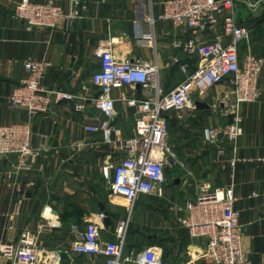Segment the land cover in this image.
Listing matches in <instances>:
<instances>
[{
    "label": "crops",
    "instance_id": "crops-1",
    "mask_svg": "<svg viewBox=\"0 0 264 264\" xmlns=\"http://www.w3.org/2000/svg\"><path fill=\"white\" fill-rule=\"evenodd\" d=\"M20 1L0 0V123L29 124L40 155L28 171L18 166L17 156L0 155V237L17 241L30 232L45 248L67 250L76 242L77 233L85 232L88 222L104 212L110 218L102 230L104 240L115 239L119 227L130 220L126 254L154 247L163 253L165 264H212L203 256L205 240L192 238L174 211L185 199L195 200L200 189L231 187L235 205L242 211L243 250L252 264H264V67L259 77L260 98L239 107L243 117L237 142L239 161L230 164L232 154L226 142L209 144L202 137L205 127L233 123L235 100L223 99V93L230 91L225 81L198 99L207 106L168 112L170 146L185 167H168L162 194L142 196L136 212L134 208L131 213L128 203L112 194L109 182L104 184L105 165L118 162L122 154L105 142L103 134L86 130L105 119L95 106L100 91L92 81L100 68L97 50L111 44L119 60L156 64L162 86L170 91L183 80L184 65L192 73L199 63L176 46L189 30L159 19L163 0H54L66 12L78 8L82 18L57 29H29L14 16ZM235 16L250 30L240 46L241 59L263 56L264 0H236ZM218 36H222L221 28L207 34L206 41ZM30 60L49 63L43 86L74 98L54 102L50 112L34 117L14 106L11 95L26 78L25 64ZM125 96L143 98L141 87L127 85L112 91L117 114L111 122L130 138L135 131V111ZM221 147L227 157L219 153ZM170 169L180 175L173 185L167 180ZM150 197L166 199L170 210L151 212L145 203ZM61 263L106 264L103 258L70 252L63 254Z\"/></svg>",
    "mask_w": 264,
    "mask_h": 264
},
{
    "label": "built area",
    "instance_id": "built-area-1",
    "mask_svg": "<svg viewBox=\"0 0 264 264\" xmlns=\"http://www.w3.org/2000/svg\"><path fill=\"white\" fill-rule=\"evenodd\" d=\"M235 3L236 0H163L164 10L159 19L171 21L177 28H187L189 34L176 46L199 59L192 73L188 71V64L182 67L185 76L173 90L166 91L162 86L156 64L119 60L111 44H104L97 50L100 68L92 75V81L100 91L95 106L105 119L87 126L86 130L91 134H103L105 142L122 154L118 162L105 165L104 172L109 177L112 194L122 197L131 213L142 196L162 194L168 167H185L169 143L168 112L196 109L198 99L225 81L230 91L223 93V99L235 100L233 123L205 127L202 137L209 144L226 142L232 154L227 158L230 164L234 166L239 161L237 142L242 135L243 121L239 107L261 96L259 77L264 55L251 54L241 59L240 46L248 39L250 30L237 20ZM14 16L29 29H57L70 20L82 18L78 8L66 12L54 0H21ZM219 28L222 36L206 41L207 34ZM48 66V62L41 60L26 62L27 76L11 95V103L26 109L32 117L50 112L54 102L74 98L68 92L42 85ZM127 85L140 86L143 93L141 99L123 98L135 111V131L130 138H125L111 122L117 114L112 91ZM32 135L30 125L25 122L0 123V155H15L18 166L30 170L40 155ZM219 153L226 156L227 150L221 147ZM236 201L233 188L217 187L201 189L195 200L185 199L175 207V217L188 234L205 240L203 256L212 264H252L243 250L242 211L236 207ZM106 217L101 212L98 220L88 222L85 232H78L76 242L67 250L45 248L30 232H25L17 241L0 237V264H61L63 254L68 252L100 257L106 264H165L159 248H146L137 254L125 253L130 220L119 227L115 239L104 240L102 230Z\"/></svg>",
    "mask_w": 264,
    "mask_h": 264
},
{
    "label": "rangeland",
    "instance_id": "rangeland-1",
    "mask_svg": "<svg viewBox=\"0 0 264 264\" xmlns=\"http://www.w3.org/2000/svg\"><path fill=\"white\" fill-rule=\"evenodd\" d=\"M169 133H170V129H169ZM170 141H171V139L169 140V143H170ZM181 159L184 160L183 158H181ZM170 170H169V173L167 174V180H168V183L173 185L174 184L173 180L176 178L175 176L179 177L180 175L175 174L174 171H172V169H170ZM181 173L185 175L184 170ZM104 180H105V182H104L105 186L108 185L107 183L109 182V177H107L105 175ZM199 191H201V189ZM142 203H144V202H142ZM145 203H147L146 205H148V207H149L147 209H150L151 212L155 211V209L158 210V208H160V212L163 213V211L170 210V206H171V204L168 201H166V199L158 200V199L153 198V197H150L149 201H148V198H146ZM135 212H136V206H135ZM136 220L138 221V219H136ZM138 229H140V228L138 227ZM134 230H137V225H136V227H134Z\"/></svg>",
    "mask_w": 264,
    "mask_h": 264
},
{
    "label": "water",
    "instance_id": "water-1",
    "mask_svg": "<svg viewBox=\"0 0 264 264\" xmlns=\"http://www.w3.org/2000/svg\"><path fill=\"white\" fill-rule=\"evenodd\" d=\"M196 105L199 106V107H201V106H203V105H204V106H207L206 104L198 103V102L196 103ZM104 223H105V225H109V223H110V218L107 217V218L104 220Z\"/></svg>",
    "mask_w": 264,
    "mask_h": 264
}]
</instances>
